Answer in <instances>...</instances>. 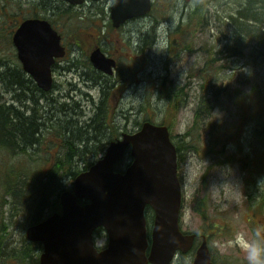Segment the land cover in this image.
I'll list each match as a JSON object with an SVG mask.
<instances>
[{
  "label": "rangeland",
  "instance_id": "rangeland-1",
  "mask_svg": "<svg viewBox=\"0 0 264 264\" xmlns=\"http://www.w3.org/2000/svg\"><path fill=\"white\" fill-rule=\"evenodd\" d=\"M20 1L21 4L19 0H0V64L3 70L9 66L17 67L14 63L20 64L12 42L13 35H9L11 29L19 25H15L16 20L19 22L23 17H32L36 13L34 0ZM202 2L206 5L204 16L195 30L186 31L192 32L187 33L186 38H183V25L195 8L194 0H154L151 14L130 20L118 29L112 26V0H87L70 10L76 15L74 17L63 18L57 13L52 18H43L59 31L67 49V55L59 59L55 66L54 89L46 100L41 98V93H32L26 88L19 92H25L26 97L16 99V92L0 84L1 100L8 104L32 107L37 100L36 115L26 109L22 112H26V116L35 115L39 123H45L36 135L40 143L28 144L23 152L18 148L0 151V264H20L8 255L23 248L27 239L26 229L41 212V205L35 208L36 205L27 199L34 184H40L53 164L65 156L66 149L59 130V121L65 115L59 108L64 104L78 105L77 114H82L79 120L85 121L93 116L96 104L102 99L100 86L89 81L90 76L96 75L91 63L90 66L87 64L95 45L118 61L111 83L120 75L128 82L126 91L122 86L124 82L115 86L109 102L120 132H129L138 123L149 119L169 125L175 142L177 136L184 135L193 126L196 109L203 97V81L198 72L210 55L216 58L215 53H219L217 66L225 69L216 78L215 89L218 90L221 85L229 91L220 93L221 98L215 104L212 116L202 124L200 149L185 151L179 157L184 198L181 226L184 232H194L201 227L214 231L211 234L208 232L209 237L213 236L209 243L219 262L246 264L245 254L235 242V235L243 232L247 238L255 239L257 229L264 228V177L258 179L262 190L259 194L256 189H249L243 158L255 153L257 137L262 146L264 139L261 133L257 135L255 122L250 117L245 126L237 125L249 106L245 102L240 108L237 100L244 99L245 93L250 95L254 89L264 90V63L261 56L256 58V41L252 40L247 42L242 56L224 57L220 53L227 45H233L231 17L246 0ZM6 12L10 17L6 16ZM181 30L182 33H177ZM175 39L179 40L181 47L172 52L171 42ZM159 41H166L167 47L160 49ZM169 89L171 94L167 91ZM180 89H183L182 95ZM204 95L207 96L206 93ZM10 144L13 145V142ZM99 157L88 154L79 165L97 161ZM202 173L205 174L201 177ZM7 174L17 179L18 187L14 189L17 197L5 191L4 179H9ZM61 182L59 192L71 190L74 179L65 176ZM225 184L237 187L244 198H228L223 191L214 197L212 191ZM250 194L253 196L250 197ZM57 198L58 194H55L50 201ZM202 201L204 204L200 205ZM202 213H207V220ZM49 214L47 209L43 217ZM218 226L221 230H213ZM106 240L103 232L99 245L103 247ZM214 241L218 245L213 244ZM191 257L190 254H180L173 264H188Z\"/></svg>",
  "mask_w": 264,
  "mask_h": 264
},
{
  "label": "water",
  "instance_id": "water-1",
  "mask_svg": "<svg viewBox=\"0 0 264 264\" xmlns=\"http://www.w3.org/2000/svg\"><path fill=\"white\" fill-rule=\"evenodd\" d=\"M65 1L80 5L85 0ZM151 9L152 0H114L113 26L146 16ZM13 43L24 71L39 88L50 91L53 65L66 55L61 35L49 21L32 18L21 23ZM90 60L96 70L108 75L117 67L116 60L100 47L93 49ZM128 150L133 162L117 172ZM60 202L61 213L27 229L28 239L44 246L39 264H171L177 251L187 253L194 244L195 236L184 235L180 229L177 150L164 125L145 122L138 132L124 133L108 146L103 158L76 177L73 191L63 192ZM148 208L154 212L151 242ZM98 228H104L108 236L103 250L94 240ZM194 264H213L206 240Z\"/></svg>",
  "mask_w": 264,
  "mask_h": 264
},
{
  "label": "trees",
  "instance_id": "trees-1",
  "mask_svg": "<svg viewBox=\"0 0 264 264\" xmlns=\"http://www.w3.org/2000/svg\"><path fill=\"white\" fill-rule=\"evenodd\" d=\"M194 2L195 8L189 15L186 24L183 25V38H186L187 33H192L186 32L188 29L192 31L195 30V26L200 25V20L205 13L206 5L203 4L202 0H194ZM34 3L33 9L36 10V13L32 16L34 18H52L56 16L57 13L61 14L63 18L76 16L74 13H71L70 10L72 7L67 6L64 0H34ZM19 4H21L20 0ZM6 16L10 17L7 12ZM26 18L31 17L25 16L19 20V22L16 20L15 25H18V23ZM231 25L234 27L233 45H227L220 53H223L224 57L242 56L244 55L247 42L252 40L254 42L256 41V58L257 55H259V58L261 56L264 63V0H246L240 9H238V12L232 15ZM14 31L15 29H11L9 35L12 36ZM177 33H182V30ZM184 41L185 39H183V42ZM179 47H181L179 40H172L171 51H177ZM212 54L214 53L212 52ZM218 54V52L215 53L216 58L210 55L203 69L198 72V77L203 81L201 84L203 97L196 109L193 126L183 135V141L176 143L178 153H181V155L185 151H196L200 149L199 135L202 136V124L212 116L215 104L218 102V99L221 98L220 93L224 94L229 91L228 89H224L221 85L218 87V90L215 89L217 85L216 78L221 71L225 69L221 65L217 66ZM1 59L2 57H0V62L2 63ZM87 64L90 66V62H87ZM14 66L17 67L10 68L11 66H9L3 70L0 64V84L7 90L16 92V99H18L17 97H26L25 92L19 93L20 90H25L26 88L27 91L29 90L32 93H41V98L46 100L45 98H47L49 93L39 89L30 77L26 79L27 76L24 74L20 64L19 67L14 63ZM92 71L95 72L96 70L93 69ZM96 72V75L89 77V81L100 86L102 99L96 104L93 116L85 121L79 120L82 114H77L78 105L70 106L64 104L59 108V111L65 115L63 120L61 118L59 121V130L61 139L65 145L66 153L63 158L58 159L53 164L46 178L41 181L40 184L37 183V185L34 184L33 186V190L27 200L28 202L31 201L30 203H34L36 205L35 208L41 205V212L34 218L32 216V224L42 221L44 218L43 213H45L47 209L50 210V214L61 210L59 198L64 191L59 192L62 185L61 180L65 176H71L75 179L80 173L87 171L95 161H88L84 166H80L79 163L83 162L86 155L94 154L96 158H98L105 153L107 146L112 141L117 140L121 136V132L116 125L113 108L109 102L111 92L115 90V86L124 82L122 86H124L126 91L128 82L126 83L127 80L120 75L119 78L111 83L110 79L113 77H108L102 73ZM103 79L105 80L103 81ZM170 90L171 89L167 91L171 94ZM204 93H206L207 96L204 95ZM1 99L3 98H1L0 94V151L18 148L23 152L28 144L40 143V138L36 135L39 134L40 126L43 127L45 123H39L37 116H35L38 111L37 106L39 102L34 100L35 105L32 107L25 105L18 107L8 104ZM171 101L173 102L172 98ZM237 101L240 108L244 106L245 102L249 105L245 110L246 113L242 121L238 122L237 125L243 127L250 117L251 120L255 122L256 128L254 129L257 135L262 134L264 139V90L254 89L250 95L245 93L244 99L239 98ZM25 109L29 112L32 111L35 115L26 116V112H22ZM147 120L149 119L145 121ZM142 123H138L135 129H132L130 132H135L142 126ZM255 140H257L258 143V154L253 156L246 155L243 161L248 176L246 182L249 185V189L253 190L254 188L259 194L262 190L260 186H258V179L264 177V146L259 142L258 137ZM11 141L13 145L10 144ZM131 160V156L127 154L125 160L117 165V171L122 172V166L125 163L128 164ZM8 176L9 179H4L5 191L11 196L15 195L17 197V194L14 192V189L18 187L16 185L17 179L12 175ZM55 194H58V198L54 201H50V198ZM252 196L253 195L250 194V197ZM81 203L85 204V201H81ZM202 204H204V201ZM148 211L152 218L151 209ZM202 215L205 214L202 213ZM4 226L6 227V225ZM103 231L102 228H99L95 231V235L100 237ZM42 249L41 244L25 240L23 248L21 247L20 250L12 253V255H8V258H14L19 261L20 264H38ZM1 257L2 251L0 250V259Z\"/></svg>",
  "mask_w": 264,
  "mask_h": 264
},
{
  "label": "clouds",
  "instance_id": "clouds-1",
  "mask_svg": "<svg viewBox=\"0 0 264 264\" xmlns=\"http://www.w3.org/2000/svg\"><path fill=\"white\" fill-rule=\"evenodd\" d=\"M158 47L164 49L167 47L166 41H159ZM205 173L201 174V177ZM200 177V179H201ZM223 191L224 195L232 199L244 198L242 192L232 184H225L222 188H215L212 191L214 197H218ZM235 242L240 246L245 254L246 264H264V228H258L256 231V238H247L243 232H238L235 235ZM229 241V245H231ZM213 244L218 242L214 241Z\"/></svg>",
  "mask_w": 264,
  "mask_h": 264
},
{
  "label": "bare ground",
  "instance_id": "bare-ground-1",
  "mask_svg": "<svg viewBox=\"0 0 264 264\" xmlns=\"http://www.w3.org/2000/svg\"><path fill=\"white\" fill-rule=\"evenodd\" d=\"M244 162V161H243Z\"/></svg>",
  "mask_w": 264,
  "mask_h": 264
}]
</instances>
